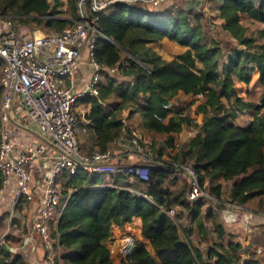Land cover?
<instances>
[{
    "label": "trees",
    "instance_id": "1",
    "mask_svg": "<svg viewBox=\"0 0 264 264\" xmlns=\"http://www.w3.org/2000/svg\"><path fill=\"white\" fill-rule=\"evenodd\" d=\"M206 1L237 44L224 48L215 39L196 0L184 6L169 3L158 11L142 2L131 7L117 1L98 14L91 12L89 0H0V17L11 23L18 42L27 30L54 34L72 29L80 21L82 2L88 19L97 17L100 34L94 56L104 69L98 96L77 102L89 109L88 123L81 121L87 128L80 144L84 153L113 149L131 134L127 120L143 132L164 137L149 147V182L124 174L62 175L59 183L67 204L49 230L57 241L54 255L59 252L63 264H114L107 242L114 228L125 235L135 218L141 219V237L151 250L136 241L123 264H262L256 245L262 241L264 247V229L255 231L248 245L228 242L221 212L230 204L264 209V0ZM245 20L262 28L247 35ZM163 40L186 51L165 60L149 47ZM226 52L231 57L221 67ZM3 67L0 60V106ZM256 71L263 86L261 98L246 103L236 81L249 85ZM181 96L195 103L200 99L199 119L191 116L194 102L173 108ZM167 105L172 107L166 109ZM246 110H253L252 120L237 125ZM184 128L195 135L178 144ZM175 165L192 169L216 202L206 197L190 201L188 173L174 172ZM1 184L0 173V189ZM27 206L22 204L12 218L8 212L0 216V236L7 233L0 243V264H28L13 253L28 243L29 227L21 221Z\"/></svg>",
    "mask_w": 264,
    "mask_h": 264
},
{
    "label": "built area",
    "instance_id": "2",
    "mask_svg": "<svg viewBox=\"0 0 264 264\" xmlns=\"http://www.w3.org/2000/svg\"><path fill=\"white\" fill-rule=\"evenodd\" d=\"M89 1L91 12L98 14L117 1L133 7L148 0ZM196 1L202 4L206 0ZM0 20L9 27L7 31H0V60L4 62L0 106V209L10 213L12 218L22 204L33 206L35 212L30 217L28 244L33 247L42 244L44 264H63L62 255L59 252L54 255L57 241L51 239L49 230L51 224L59 221L67 204L59 183L62 175L79 171L106 176L124 174L149 182L151 165L146 162L149 156L132 126H129L131 134H125L121 143L134 149V154L142 160L140 163H114L113 149L105 153H84L80 148L79 136L87 133L81 121L88 123L89 109L77 106V102L87 96H98L100 71L104 69L94 56L97 34H100L95 27L98 19H88L84 2L80 4V21L72 29L54 34L42 33L22 42H18L10 22L4 17ZM85 51L94 72L86 89L80 92L75 73ZM114 72L110 70L111 74ZM171 107L165 106L166 109ZM13 113L19 117L27 113L31 122V138L23 149H17L11 139ZM157 118L164 122L161 117ZM38 170L43 171V178L31 187ZM180 170L188 173L191 182L190 201L202 197L214 200L202 189L192 169L175 165L174 172ZM228 207L244 210L240 205L230 204Z\"/></svg>",
    "mask_w": 264,
    "mask_h": 264
},
{
    "label": "rangeland",
    "instance_id": "3",
    "mask_svg": "<svg viewBox=\"0 0 264 264\" xmlns=\"http://www.w3.org/2000/svg\"><path fill=\"white\" fill-rule=\"evenodd\" d=\"M189 1L190 0H159V1L155 2L154 0H148V1H146V3H144V5L150 11H153V10L158 11V10L163 9L164 7H167L169 3H170V5L175 4V5L184 6ZM211 5L212 4L210 2L205 1L204 3L201 4V6L198 10L203 11V13L207 19V23L209 24V28L211 30L212 35L215 37V39L217 41H219L223 45L224 48L226 47V45L228 43L237 44L236 41L233 40V37L229 34V32H226V30H224L223 27H221L222 23H224V22L222 19L218 18V14L216 12H213L212 9L214 7L211 8ZM0 19H1V17H0ZM243 24L248 29L247 35H252L255 33L257 34V31L262 28L261 24L254 22L253 20H245L243 22ZM36 33L38 34V33H43V32L39 31V30H35V31L27 30L24 36L22 34L20 36H21L22 40H25V39H27L25 37H30L31 35L35 36ZM149 47H152L159 55L162 56V58H164L165 60H168V61L177 58L178 55H180L186 51V49L184 47H181V46L177 45L176 43L170 42L168 40H163L161 42L151 44V45H149ZM230 57H231V54L229 52H226L224 60H222L220 63L221 67L223 66V64L225 62L226 63L229 62ZM119 80L120 81L129 80V78H119ZM236 85H237V87L240 88L239 97L243 98L246 103L255 104V103H258L260 101L263 86H262L261 77L257 71L253 74L252 80H251L249 85H245V84L237 82V81H236ZM199 100L200 99H198V102L195 103L194 98H192V97L188 98V97L181 96V97H178L177 102L172 103V104H173V108H175V107L180 108V107L187 106V104L189 102H194L195 104L191 106V110H190L191 116L195 119H199L200 117H198V115H197V106L200 103ZM252 111L253 110H246L244 113H242L241 116L239 117L238 121H237V125H240V126L248 125L250 123V121L252 120ZM171 115H172V113H170L169 117ZM127 124L132 125L136 134L139 135L141 142H142V147L144 149V152L148 156H149V154H152V153H150L149 147L152 146L153 143H156V144L161 143L164 139V137H162L160 135H154L152 133H147L145 131L144 132L141 131L138 128L137 123L129 122L127 120ZM194 135H195V132L184 128L182 133L179 135L178 144H181V143L188 141ZM85 137L83 135L79 136V141H80L81 145H82ZM126 158L127 157H125L124 159H126ZM164 158L168 159L167 156ZM185 177H186V175H185ZM212 202L215 203L216 202L215 199L212 200ZM33 210H34V207L31 205L27 206V208L23 209V212L21 213V221H22L23 226L29 227L30 217H31ZM3 213H4V210L0 209V216ZM16 214H17V212H15V215ZM129 226L130 227H128V230L125 233V235H119V237L116 240L114 238H111L108 241L109 242L108 245L111 249L114 264H123V261L125 260L127 253L131 248L130 246L132 244L134 246V243L136 241H143L146 244V246L151 250L149 243L141 237V231L139 230L140 227L137 224H135L134 222H132V224H130ZM10 229H11V227H10ZM17 235L20 238L21 237L23 238V236L20 233H18ZM241 235H243V234H241ZM250 235H252V237H253V233ZM6 236H7V233L5 235L0 236V243L5 240ZM262 244H263V242L260 241L256 245V252H257V258L261 261L262 264H264V247ZM18 248H14V252H16L18 250ZM15 249H16V251H15ZM258 251H261V253H259ZM42 262H43V256H42Z\"/></svg>",
    "mask_w": 264,
    "mask_h": 264
},
{
    "label": "crops",
    "instance_id": "4",
    "mask_svg": "<svg viewBox=\"0 0 264 264\" xmlns=\"http://www.w3.org/2000/svg\"><path fill=\"white\" fill-rule=\"evenodd\" d=\"M8 28V25L4 24L2 20H0V31H7ZM40 34L42 33H36L35 35L39 36ZM93 70V67L88 61V54L85 51L83 53L82 62L75 73L78 91L81 92L86 89L87 84L94 72ZM30 127L31 122L27 117V113H23L20 117L16 113L12 114L11 139L17 149H23L26 144L30 141ZM113 152L114 163L131 165L142 162V160L134 154V149H132L127 144L121 142L118 143V145L113 148ZM125 157L127 158L124 159ZM42 178L43 171H36L31 183V187L35 186L36 183L41 181ZM33 212H35V210H33ZM221 213L227 229L226 241L228 242L238 241L240 243L248 245L252 239V235L250 234L254 233L257 230L264 229V209L258 208L256 205H251L247 208L244 207L243 211H237L232 207H227L226 209H223ZM133 222L140 227L139 230L141 231V219L135 218ZM119 235H121L119 229L114 228V235L112 238L116 240ZM108 244L109 242L107 243V247L111 252V249ZM130 247V250L128 251L127 255L132 250L133 244ZM15 253L21 254L28 264H44L42 262V256L44 254V251L41 243H38L34 247L27 243V245L18 249L16 252H14V254Z\"/></svg>",
    "mask_w": 264,
    "mask_h": 264
}]
</instances>
